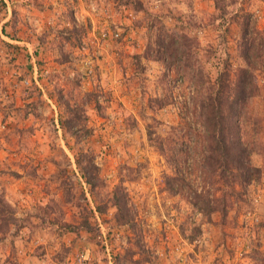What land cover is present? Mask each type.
<instances>
[{
	"label": "rangeland",
	"instance_id": "obj_1",
	"mask_svg": "<svg viewBox=\"0 0 264 264\" xmlns=\"http://www.w3.org/2000/svg\"><path fill=\"white\" fill-rule=\"evenodd\" d=\"M94 1L96 11L89 0H0V211L1 203L11 211L7 225L0 212V264H71L84 248L93 264H264V56L254 69L260 91L240 118L262 177L233 199L227 218L209 220L166 190L173 167L148 139L152 128L168 144L197 123L192 83L145 55L151 12L198 38L200 64L215 80L227 61L245 66L238 13L254 15L264 42V0H225L223 17H214V0H140V9ZM4 25L24 42L4 41ZM156 98L168 104L152 108ZM69 107L85 110L88 135L62 128ZM82 151L99 167L95 193L78 165ZM191 178L201 186L199 173ZM119 184L135 226L116 220L109 198ZM86 216L90 231L80 228Z\"/></svg>",
	"mask_w": 264,
	"mask_h": 264
},
{
	"label": "trees",
	"instance_id": "obj_2",
	"mask_svg": "<svg viewBox=\"0 0 264 264\" xmlns=\"http://www.w3.org/2000/svg\"><path fill=\"white\" fill-rule=\"evenodd\" d=\"M133 1L137 9L144 7L140 0ZM214 1V17H223L226 13L225 0ZM147 14L150 17L149 31L154 34L147 44L145 55L161 61L171 70L176 66L179 73L190 80L193 104L196 107L194 112L198 110V116L195 114L198 124L187 125L188 129L178 134L173 141L167 140L168 144L161 136H155V130H148L149 141L161 152L167 153V161L174 170L173 174L165 175V188L171 195H181L187 199L209 220L217 213L225 219L233 199L246 194L249 185L259 181L263 174V169L253 164L252 149L243 142L240 134L242 111H245L252 98L260 91L254 69L257 67L256 61H261L264 56V42L256 41L254 34L257 35L259 31L257 21L252 13L246 11L235 16L241 26L238 48L245 66L234 67L227 61L218 77L212 80L200 64L199 52L203 48L198 38L186 31L168 28L159 16L151 12ZM141 56L135 55L138 63ZM151 102L152 108L168 104L167 98H156ZM68 111L70 116L61 121L62 128L78 139L81 134L88 135L90 129L83 122L85 110L69 107ZM191 113L194 118L192 111ZM78 165L89 188L95 193L103 185V180L98 173L99 167L94 155L89 151H82ZM194 173H199L202 181L200 187L191 178ZM109 199L117 208V222L135 226L136 208L129 203L125 187L117 185ZM2 204L0 212L5 215L1 219L7 225L11 214L10 206ZM108 206L107 201H102L97 208L104 212ZM80 228L91 230L87 216ZM199 233L200 228H196L191 239Z\"/></svg>",
	"mask_w": 264,
	"mask_h": 264
},
{
	"label": "built area",
	"instance_id": "obj_3",
	"mask_svg": "<svg viewBox=\"0 0 264 264\" xmlns=\"http://www.w3.org/2000/svg\"><path fill=\"white\" fill-rule=\"evenodd\" d=\"M89 6L93 11L97 10V5L94 0H89ZM76 21L80 22L81 18L84 17V15H81V13L76 12L75 13ZM107 34H103L105 37ZM119 34L114 33L112 34L113 37H117ZM0 128H5V124L0 122ZM93 255L90 250V248H84L82 251L77 253V255L72 259L71 264H93Z\"/></svg>",
	"mask_w": 264,
	"mask_h": 264
},
{
	"label": "crops",
	"instance_id": "obj_4",
	"mask_svg": "<svg viewBox=\"0 0 264 264\" xmlns=\"http://www.w3.org/2000/svg\"><path fill=\"white\" fill-rule=\"evenodd\" d=\"M10 15V14H9ZM7 20V19H6ZM7 25H4V29H3V31H1L2 33H1V38L4 40V41H6V42H9V41H13V42H19V43H23L24 42V39L23 40H21V39H18V38H15V36L13 37V36H11V35H8L7 34Z\"/></svg>",
	"mask_w": 264,
	"mask_h": 264
}]
</instances>
